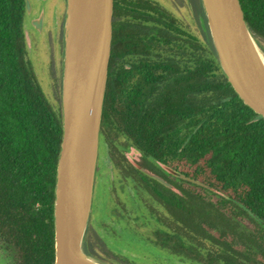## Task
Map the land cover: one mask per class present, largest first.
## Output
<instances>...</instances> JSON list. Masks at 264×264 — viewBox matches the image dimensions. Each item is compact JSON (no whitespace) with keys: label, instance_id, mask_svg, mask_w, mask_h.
<instances>
[{"label":"trees","instance_id":"trees-1","mask_svg":"<svg viewBox=\"0 0 264 264\" xmlns=\"http://www.w3.org/2000/svg\"><path fill=\"white\" fill-rule=\"evenodd\" d=\"M188 2L201 15L199 0ZM239 2L264 51V0ZM114 12L100 137L124 138L109 154L168 231L161 247L202 264H264V119L227 82L207 33L195 37L157 0H114ZM25 17V0H0V250L9 264H54L61 105L27 59ZM84 249L133 264L90 225Z\"/></svg>","mask_w":264,"mask_h":264},{"label":"water","instance_id":"water-1","mask_svg":"<svg viewBox=\"0 0 264 264\" xmlns=\"http://www.w3.org/2000/svg\"><path fill=\"white\" fill-rule=\"evenodd\" d=\"M199 3V21L207 28L223 75L243 104L264 119V67L260 60L264 51L248 30L239 0ZM65 4L60 89L62 137L53 203L54 264H103L86 253L84 238L89 226L111 53L113 0H84L69 39L72 4L70 0H65ZM31 9L30 1L25 0L27 16ZM42 19L43 10L31 25L41 29ZM141 171L169 186L162 178ZM174 176L194 182L180 173L175 172Z\"/></svg>","mask_w":264,"mask_h":264},{"label":"rangeland","instance_id":"rangeland-1","mask_svg":"<svg viewBox=\"0 0 264 264\" xmlns=\"http://www.w3.org/2000/svg\"><path fill=\"white\" fill-rule=\"evenodd\" d=\"M29 1L34 7L32 15L35 17L38 3L36 0ZM158 2L173 13L192 35L203 40L207 28L201 25L200 15L196 14L188 0H180L176 7L171 0ZM43 6L46 14L41 29L31 25L32 20L29 22L28 19L30 15H26L24 20L27 59L47 98L57 105L58 96H61L66 4L64 0H44ZM123 141L121 136L112 140L102 136L99 139L89 225L109 250L133 264H202L188 256L174 255L168 248L161 247L157 234L165 235L168 231L147 213L143 204L145 200L141 199L132 181L121 175L109 154L110 144L123 151ZM125 155L136 162L141 159L131 149L126 150ZM0 264H9V259L1 250Z\"/></svg>","mask_w":264,"mask_h":264},{"label":"bare ground","instance_id":"bare-ground-1","mask_svg":"<svg viewBox=\"0 0 264 264\" xmlns=\"http://www.w3.org/2000/svg\"><path fill=\"white\" fill-rule=\"evenodd\" d=\"M84 0H70V3L72 4L70 13H69V27L67 31V39L70 38L72 30L74 28L75 22L80 14V11L82 9ZM260 60L262 61L263 67H264V57L260 55Z\"/></svg>","mask_w":264,"mask_h":264},{"label":"flooded vegetation","instance_id":"flooded-vegetation-1","mask_svg":"<svg viewBox=\"0 0 264 264\" xmlns=\"http://www.w3.org/2000/svg\"><path fill=\"white\" fill-rule=\"evenodd\" d=\"M65 1V0H64ZM158 1V0H157ZM36 2L38 3V5L37 6H35V7H38L37 8V10H38V12H37V14L35 15V17L32 15V13L34 12L33 10H34V7H31L32 9H31V13H30V16H29V22L31 21V20H33V19H36V18H38L39 17V15H40V12H41V10H43V19L45 18V14H46V8H45V6H43V0H36ZM190 4H191V2H189ZM191 7H193L192 6V4H191ZM114 0H113V14H112V36H113V31H114V23H115V20H116V18H115V16H114ZM33 16V17H32ZM43 19H42V21H43Z\"/></svg>","mask_w":264,"mask_h":264}]
</instances>
